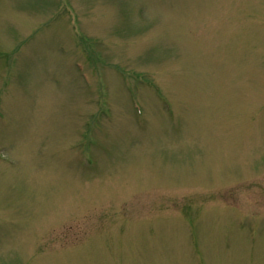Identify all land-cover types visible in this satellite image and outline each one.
Wrapping results in <instances>:
<instances>
[{"label": "rangeland", "instance_id": "obj_1", "mask_svg": "<svg viewBox=\"0 0 264 264\" xmlns=\"http://www.w3.org/2000/svg\"><path fill=\"white\" fill-rule=\"evenodd\" d=\"M0 264H264V0H0Z\"/></svg>", "mask_w": 264, "mask_h": 264}]
</instances>
